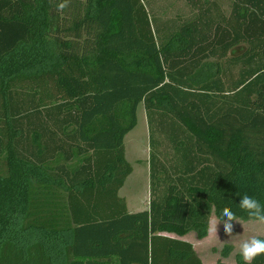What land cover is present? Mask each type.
Here are the masks:
<instances>
[{
	"label": "trees",
	"instance_id": "trees-1",
	"mask_svg": "<svg viewBox=\"0 0 264 264\" xmlns=\"http://www.w3.org/2000/svg\"><path fill=\"white\" fill-rule=\"evenodd\" d=\"M150 1L0 0V264H203L163 234L264 205V0H184L160 41ZM139 104L149 208L129 213Z\"/></svg>",
	"mask_w": 264,
	"mask_h": 264
},
{
	"label": "rangeland",
	"instance_id": "rangeland-1",
	"mask_svg": "<svg viewBox=\"0 0 264 264\" xmlns=\"http://www.w3.org/2000/svg\"><path fill=\"white\" fill-rule=\"evenodd\" d=\"M209 1L217 2L223 12L229 13V0ZM146 8L159 41L175 31L183 22L195 16V12L184 0H151ZM244 51H246V46L242 45L234 49L229 57L240 56ZM210 62L213 61L210 60ZM157 142L162 153H169L168 143L164 139L158 138ZM124 149L125 158L130 163L133 172L127 178L124 188L119 191V197H124L128 212L147 211V193L149 194L148 157L150 150L148 125L142 104L137 107L136 127L124 138ZM211 218H214V215H211ZM233 225L234 236L232 237H227L223 232V226L218 225V236L215 238L210 237L207 233L204 239L198 240L194 233H190L181 239L192 245L194 252L203 264H216L217 262L234 264L239 256V244L241 242L252 237L264 239V225L254 221L242 220L234 221ZM175 239L181 240L179 237Z\"/></svg>",
	"mask_w": 264,
	"mask_h": 264
},
{
	"label": "clouds",
	"instance_id": "clouds-1",
	"mask_svg": "<svg viewBox=\"0 0 264 264\" xmlns=\"http://www.w3.org/2000/svg\"><path fill=\"white\" fill-rule=\"evenodd\" d=\"M239 207L246 211L248 218L254 222L264 225V205L256 199L243 195L241 196ZM238 222L236 215L228 209H224L219 217L209 220L208 235L212 238L218 236V225L223 226V232L227 237L234 236L233 222ZM239 256L242 264H253L255 259L264 255V239L252 237L239 244Z\"/></svg>",
	"mask_w": 264,
	"mask_h": 264
},
{
	"label": "crops",
	"instance_id": "crops-1",
	"mask_svg": "<svg viewBox=\"0 0 264 264\" xmlns=\"http://www.w3.org/2000/svg\"><path fill=\"white\" fill-rule=\"evenodd\" d=\"M127 160V159H126ZM133 172V171H132ZM132 174V173H131ZM148 175H149V171H148ZM127 180V179H126ZM126 182V181H125ZM125 185V184H124ZM123 188H124V186H123ZM122 188V189H123ZM121 198H124V197H121ZM126 202V201H125ZM147 203H148V208H149V194L147 193ZM126 206H127V203H126ZM127 210H128V208H127ZM130 213V212H129ZM163 235H165V236H168V237H170V238H177V236H175V235H173V234H163ZM189 235V234H188ZM188 235H186V236H188ZM185 237V236H184ZM184 237H181V238H184ZM180 238V237H179ZM180 238V239H181ZM182 241H185V240H183V239H181ZM185 242H187V241H185Z\"/></svg>",
	"mask_w": 264,
	"mask_h": 264
}]
</instances>
